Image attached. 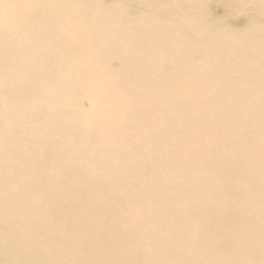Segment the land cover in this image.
<instances>
[{
  "label": "bare ground",
  "instance_id": "1",
  "mask_svg": "<svg viewBox=\"0 0 264 264\" xmlns=\"http://www.w3.org/2000/svg\"><path fill=\"white\" fill-rule=\"evenodd\" d=\"M0 264H264V0H0Z\"/></svg>",
  "mask_w": 264,
  "mask_h": 264
}]
</instances>
